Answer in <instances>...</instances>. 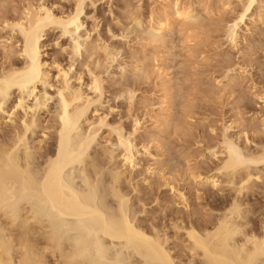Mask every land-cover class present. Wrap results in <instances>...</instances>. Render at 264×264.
Segmentation results:
<instances>
[{
	"label": "bare ground",
	"instance_id": "bare-ground-1",
	"mask_svg": "<svg viewBox=\"0 0 264 264\" xmlns=\"http://www.w3.org/2000/svg\"><path fill=\"white\" fill-rule=\"evenodd\" d=\"M64 1L66 3L67 1L70 2L68 4H70L71 6L65 9L66 5H64V9H63V6L59 5L61 4V2L59 4H56L58 2L56 1V3L54 4L59 5L60 8L56 10L52 8V4L49 1L48 2L50 3V5L46 3L47 2L46 0L43 1L27 0L26 3L24 0L23 2L24 4H22V8H20L21 11L19 13H13V16L7 15L5 13L7 17L9 16V19L3 15L4 12H2V15L0 16V18L3 16L2 17L4 23L3 28L8 27L12 32V34H10V36L7 37V39H5V41H7L6 43L2 42L3 45L0 43L2 48L0 50H2L3 53V56L1 54V57L4 59L3 60L1 58L3 60V63L1 62L2 64L0 65V109L3 108V105L5 104L6 99L9 95V92L15 90L17 91V93L19 92V97L16 94L17 96L16 98L18 99L16 100V102H14V104H12L11 106L12 108H10L12 111L10 114L14 116L16 114L17 108L18 109L20 108V110H22L23 112V115L21 113L20 118H18L19 116L17 117L18 114H16V118L19 119L20 121L17 122L14 120V122L16 123L14 124L13 122L11 123L12 124L11 129L2 131V133L0 132V264H127L126 259L123 255H121L120 253L116 254L112 252L113 247L116 244H120V243L126 249L129 247L130 249L132 248V251L135 254L140 255L141 258L143 257L145 262L147 261L146 264H188V263L195 264L194 263L195 260L199 262L198 264H264V202H260V204H258L257 203L258 201H253L257 203V208H256L253 206L255 205L253 202H252L253 205L250 204L251 198L249 202L247 200L248 195H246L248 190L249 193L253 194L254 191L251 192L250 187H252L251 183H253V185L256 183L253 182L256 180V178L257 180L260 177L264 179V177H262L264 175L263 173L264 166L259 165V164H264V116L259 121L261 122L260 127H257V125L259 124L257 122H256L257 125L253 123L255 127L251 126L252 123L249 121L250 116L247 115L249 119L248 121H246L243 118H238L239 120L237 118L230 119V122L229 121H228L229 123L227 122L228 124H226L225 121V123L221 125L220 132L217 131L215 135L213 133H212L213 135L210 133L209 138L210 139L213 138V141L208 142L209 143L208 145L207 143L202 142V145L204 146L205 144L204 148L206 149L205 151H207V153H205L206 155L204 158L206 159L207 157L211 160L214 159L213 160L214 165L213 167L211 165L210 168L208 167L209 164H206V168L208 169L206 171L204 167L203 169L202 168L200 169L198 167L195 169V171L191 170L190 167L193 165L190 164L191 159L188 161L185 159H188L189 157L188 158L183 157L185 156L184 155L185 150L183 151L184 154L183 152L182 154H180L182 155L181 157L184 158L182 160H184L186 163L188 161V163L191 165L189 168H187L188 165L183 164L184 165L183 170H185L184 172H186L184 174H186L187 179L189 180L191 179L192 182L193 180H195V182H197L196 186H199V184L200 185L208 184L216 188V186L223 184L226 186L228 185V187L230 186V188L234 192V195H232V197L231 194L230 195L228 194L229 197L231 198L229 199L225 198L226 200L223 198V201L219 204L216 202L218 205H214V203L211 201L212 199H210L209 201L207 200L208 202L207 201L205 202L204 206H206L207 204L212 205V207H214L217 210V213H215L216 211L215 212L213 211L215 214H213V212L210 213L208 212V210H205L206 209L205 208L204 210L206 212L203 213L202 211L200 212L202 213L203 219L201 220V222L195 223L197 222L196 220L195 222L194 220L192 221L193 214L190 215L182 212L183 215L185 214L186 216L187 214V216H190L187 219H185L186 217L185 216H184L185 218L182 217L181 213L179 214V216H176L179 211L177 212L175 211L177 213V214L175 213L176 217L175 216L174 218L167 217L168 219L171 218L168 220V222H169V228L172 230L169 231L172 232L174 231L173 235L171 233L170 234L167 233L169 228L167 227L168 229L166 231L165 224H163V226L165 227H162L161 225L158 226L159 225L158 222L157 223L154 222L153 217L151 219L153 221L150 222L146 221L148 225H146L147 223L145 225L141 224L142 221L141 223L137 222L136 221L137 219H135L136 216L135 214L137 210L134 207V203L132 205L130 202L132 197L128 196L129 191L124 190L123 187H121V182L123 175L125 173L124 171L126 170L125 167L129 165L131 168L133 167L135 168V166L137 165L136 157L141 153L140 151L141 148H137L136 145L137 143L136 144L133 143L131 137L128 136L129 135L133 136L135 133H137V130L139 129L140 127L139 125L141 123L138 125V121L136 120V118L134 120L132 119L133 120V122L131 123L133 124V127H131L132 130L129 127L130 131L128 128V130H126L125 133L126 135H125L122 133L124 128L121 126L122 124L118 125V123H116L117 125L114 126V124L108 123L109 121L107 119V115H108L107 113L104 112L97 113L98 109L97 107H95V104L98 106L97 103H100L101 97L103 96L102 95L103 89H105L103 84L104 78L100 77L98 73H95L93 69L89 67V63L87 62L82 63L83 61L81 62V64H83V66L86 67L87 75L89 76L86 83L83 81L84 79H82L81 76L82 74L79 68H78L79 72H77L78 75L74 76L73 80L71 79L72 77H70L71 75L69 76L70 73L69 71L72 69L71 63L75 59L73 57L75 56V54L78 53V49H79L78 40L73 38L72 41L69 42L68 46L66 47V52H64L67 54L68 57V59H65L68 60L66 67H65V62L63 65L61 64L63 63L61 60H60L61 63L57 60L59 59V57L56 56L57 57L56 58L55 55L54 57L51 56L52 60L49 61L43 55V51H44L43 37L44 34H46V30H48L49 28L61 27L62 34H64L66 32H72L73 30L74 31L77 30L82 24L79 23L78 19L80 17V14L83 12V9L85 8V0H63V2ZM165 1L167 0H164V3L163 4L161 3L160 7H158L159 5L158 6L156 5L157 8L151 11L149 10L150 13L147 14L148 20L146 21V24L148 23L150 28L154 31L153 35L151 34V36L149 37L150 41L153 42L152 44L154 46L155 43L157 44V42H159V44L161 43L162 45L163 44L166 45L167 44L166 41H170L167 40L168 39L167 36L173 34L177 22H178L177 33H180V35L183 31H188V30L190 31L192 27L194 29V27H196L195 21L193 22L190 20L189 22H185L184 20L187 21L189 17L194 16V14L192 15V12L194 11V5L197 4L200 5V2H202L200 0H192V1L190 0L188 4L184 5L183 3L181 5L180 4L181 2L179 0H172L171 2L169 1L165 2ZM239 1L240 3H242L241 8L239 12L236 13L237 17L236 18L234 17L235 20L233 18L234 20L232 24L233 28H231L230 32H228V36L230 37V41L234 47H237L239 44H241L242 43L241 40H243L241 39L240 40L241 43L239 42V37L241 36L239 35V32H237V30L235 29V26H237L238 21H241L243 19V17L246 15L247 11L250 9L251 5L254 2V0H243V1L239 0ZM93 3H95V0H90V5L94 6ZM54 4L53 6H55ZM126 4H128L127 1ZM125 8L122 9L121 7L122 10H124ZM132 10L134 11V9ZM195 10H197V8ZM133 11H131V13H133ZM128 12L130 11L128 10ZM194 13L197 12L194 11ZM251 13L253 14V12ZM132 15H134V13ZM262 15H264V13L263 14L259 13L257 15L254 14L253 18L262 19ZM129 16L131 15H128L127 19ZM10 17L12 19L11 21H10ZM125 17L126 16H124V19ZM137 17L138 16L136 15L132 21H134V19H138ZM90 18H92L93 22H95L96 20L95 15L94 16L91 15ZM2 20H0L1 23ZM252 21H254V19ZM127 23H129V20ZM92 26L95 27L97 26V24L93 23ZM191 31L193 33V30ZM188 36L189 33H187V36L185 37ZM169 37L171 41H173L172 40L173 37L172 36ZM14 42H16L15 44L16 45L18 44V46L13 51V46H16L14 45ZM245 43L247 44V42ZM55 44L57 43L55 42ZM99 45H101L99 49H102L105 56L104 58L108 59L110 62L115 61L117 57L116 56L117 53L121 52L120 51L121 49H116L115 48L116 45H112L111 43H103ZM89 46L90 48H95V44L94 45L92 44V47L91 45ZM253 46L255 47V45ZM243 48L244 46H242V49ZM95 50L93 51L96 52ZM238 50L243 52V50L240 49V46ZM253 50L255 49L254 48L252 49V54H253ZM261 50L263 51V49ZM199 51L200 50L192 53H199ZM245 52L246 51H244V54ZM192 53H190V56ZM153 54H154V50H153ZM169 54H171L172 56L173 53H169ZM241 54L244 57V54L243 53ZM14 55L21 58L20 61H18V59L17 60L14 59L15 57ZM150 55L153 56V58L155 56L152 55L151 53ZM250 55L251 54L247 56L250 57ZM157 56L158 55H156L155 57ZM173 56L175 58L177 57L175 54H173ZM248 57H247V61L249 66L253 67L254 64L252 62L255 59L252 57L253 59L249 58L248 60ZM245 58H246V54H245ZM187 59L189 62V56ZM170 60L173 61L171 58ZM245 60L246 59H244V63ZM185 61L186 60H184V64ZM247 61L245 65L247 64ZM137 63L138 60L136 61L134 67L133 64H131V62L128 66H132V68H136L137 70V68L140 67V63H138L139 66L137 65ZM145 66H143V68H145ZM182 68H184V66ZM188 68L189 70H187V72H189L191 68L190 62L189 65L187 64V68L185 67L184 69L186 70ZM123 69L125 70V68ZM235 69L233 68L232 70L233 71L232 73H234L235 75L232 74L233 76H229L231 77L230 78L231 80L234 79V76L236 77L237 72L240 73L238 69H236L237 72L235 71ZM52 70H54L53 73H51ZM146 70L147 72L150 71L149 68ZM239 70H242V68L240 67ZM121 71L123 70H120V72ZM125 71L127 72V70ZM249 71L251 72L250 68ZM257 71L259 72L258 77H260V71L259 70ZM262 72L264 76V71ZM121 74L123 75V73ZM143 75H145V73H143ZM256 75H258V73ZM123 77L121 79H124ZM188 77L190 80L189 73H188ZM188 77H186L187 80ZM171 79L173 80V82ZM171 79H170L171 84H169L170 82L168 79H166L163 83L161 82L164 89V92L163 91L162 92L164 94L160 98H162V104L164 103V105L162 108H160L162 109L161 112L159 111V113L156 114V118H154L155 125L156 122L159 121L157 122L156 125L157 130L153 129V131H150V129L148 128L149 129L148 134L145 132L146 129L145 131H143L144 133L147 134V136L144 135L145 136L144 139H146L145 140L146 142H143V144L139 142L140 144H142V146L140 147H143L142 153L148 155L152 154L151 151L152 149L149 150L150 147H152L151 146L152 144L156 149H158L159 152L161 150L160 155L163 156L164 154L163 158H166L165 156L168 157V155L165 154L166 153L168 154V152H170V150H173L174 147L176 148V146L172 148L169 142L168 143L164 142L165 141L164 138L168 137L169 135L171 136V133L173 134L174 132V134L177 133L178 135L177 137L175 136V138H173L172 140L176 141L178 138H181V141L184 140L185 142L186 139L185 137L189 135L188 136L189 139V137L191 136L189 134L190 127H188V125L192 124V122L187 124L188 123L187 119L191 117V120L193 121L192 119V115L194 114L193 109H195L196 111L198 107L197 105V107L195 108V102L197 101L193 100L194 97L198 95L201 91L203 93V94L200 93L202 94V97L205 96L206 98L209 96V92L211 93L212 91L210 96L211 99L209 97L208 98L209 100L214 101L215 100L214 96L216 95L217 97V95L220 94V93L216 94V91H218L221 87H218V90L214 91L215 89L213 90L212 88L214 87V84H209L206 81L205 85H203V82H201L202 85L204 86L203 88L201 87L202 85H199V82L197 81L198 84L197 82L196 84L195 83L194 84L196 86L198 85L197 87L200 88L199 93L198 91H196L195 88H193V90L198 94L194 95V91H192L193 93L192 97L193 96L194 97L192 99L193 101H191V99L189 98L191 96V92L190 93L188 92L191 91L189 84L188 86L189 89H187L188 93L186 92L188 94L186 97L189 96L187 98L188 101L185 102L183 101L181 103V100L183 99L181 98V96L184 95V92L180 94V90L182 89L181 88L182 86L180 85L181 84L180 81L182 82L183 80L184 82V77H182V80L179 79L180 81L178 82L180 84L177 85L176 88L174 84L177 83V80L176 83H174V78ZM237 82H239V80L236 81L235 83ZM206 83L209 84L207 85V87H206ZM231 83L233 86L234 82ZM178 86L180 88H178ZM263 86L260 87L259 92L256 90L258 92V95L256 92H252L251 94L255 93V97L257 95V97L262 99V101L264 102V90H262V93H260L261 88L264 89ZM128 87L129 86H126V90ZM184 88L186 87H184V83H183V90ZM232 88H234V86ZM48 89H51L50 94L51 95L53 94L55 97V108H54L55 110H53L54 112L50 111L52 112V115L48 112L51 115V118L49 120V123L48 122H47L48 124L46 123V128L51 133L54 134V135L52 134V137L55 138L54 148H50V146L49 147L47 146L46 148H42L41 142L44 141V139L48 138L49 136V135L46 136L45 132H42L43 138H39L37 145H30L28 144L27 141V134L29 132H33V129L36 126H39V124H37L38 123L37 113L39 116L40 110L43 109H46V111L50 110V109L48 110V108H50V106L48 107V99L50 97L47 95V93H49ZM119 89L122 91L123 94L125 93V90L123 92L121 88ZM129 89L128 91H126V93L127 92L128 93L127 95L125 93V96H128L129 94L130 97L128 98L131 99L133 91H129ZM255 89L256 88H254V90ZM170 90L171 91L174 90V92L171 93ZM227 90L229 91V89H226V92L225 91L224 92L229 93L230 91L231 92L233 91V89L232 90L230 89L229 92ZM122 93L120 94L122 95ZM177 94H179V99L176 98L178 97ZM26 95L35 98L34 100L35 102L33 103V106L29 105L28 102L25 100ZM241 96L242 95L239 94L238 97ZM202 97H200V101ZM227 97H229L228 102H230V104H233L232 101L234 102V106H236L237 104L239 105V107L241 106V104L245 105L244 102L241 103L239 101L240 99L242 101V98L236 99V101H234V96H233V100H231L232 98H230L231 97L230 95L229 96L227 95ZM245 97L246 94L245 96L243 95V101H245ZM197 98L195 100H197ZM246 98L247 101L250 100L248 96ZM176 99L179 100V101L177 100V104L173 103L174 100L176 102ZM202 100L204 99L202 98ZM178 102L180 103L179 105ZM225 103L226 105L228 104L227 101ZM198 104L199 106H201L200 102ZM202 105H204V103ZM208 105L209 104L207 103L206 106ZM92 106H94L92 111L96 113V116L94 115L93 117L94 119L92 117L89 118V116H87V111ZM161 106L162 105H160V107ZM234 106L233 108L235 109ZM174 107H176V109L178 107L179 108L175 110ZM239 107L236 106V109ZM243 107L241 109H243ZM171 108L174 109V112L173 110L170 111ZM241 109H239V112H241L240 114H243L245 111L242 110L244 111L242 113V111H240ZM20 110L18 111L20 112ZM28 110L29 111L32 110L31 115H29ZM178 110L180 111L178 112ZM34 113H36V116L34 115ZM166 113H168L169 116H166ZM234 114L236 115L239 113L237 111V113ZM11 115L9 118L10 121H12ZM42 115L43 113H41L39 118L42 117ZM162 115L165 116L163 117ZM245 115L246 114H244V116ZM193 117L195 116L193 115ZM236 117H238V115H236ZM252 117L254 118L253 115ZM253 118H251V121H253L252 120ZM44 119L46 120V117ZM257 119L258 118H255V120ZM241 120L243 121L245 120L246 122H250V123L247 124L246 122L243 121L242 123H240ZM221 121L224 122V120L222 119ZM83 123L85 124L84 127H83ZM243 123L244 126L245 125H247L248 127L251 126L250 128V130L252 131L251 140H250L251 137L248 138L246 136L247 131H248V135L249 133H251L249 132V129L247 131L244 130L246 129L247 126H245V128L242 129ZM0 124H2L1 121ZM103 126L110 127L109 131L107 130V134H108L107 136H110V134L113 132L116 133L115 136L116 138H114L115 140L114 144L119 147V151L118 153H116L118 155L117 157L119 158V159L117 158L119 160L118 161L119 165L117 164L118 167L116 165V167L114 166V168L113 166L111 168L110 167L105 168L106 171L102 167V164L100 166L98 162L100 163L103 162V160H100L101 157H102L101 159L106 157L104 161L109 159L114 160V158H116L115 153L113 151H109L108 150L109 147L107 148L106 143H104V145L102 144L103 147L102 145H100L99 148L100 151L99 159L96 158L95 161L91 156L92 162H88L91 159L87 160L89 166H84L81 183L76 184L73 178L71 177V172L68 170V167L75 162H77L78 164L83 163V161L85 162L84 159L86 158L85 157L86 151H88L87 149H89L90 144L95 140L97 132ZM233 126L237 127V130L235 129L236 132L234 134H232L234 130L233 132L231 130L232 133L229 131V129ZM43 127L44 126H42L41 128ZM157 127H160V129ZM209 129L212 132L214 128L213 129L209 128ZM161 131H162V136L164 133L163 131H165L167 136L165 135L166 137H162V136L160 137L159 133ZM191 131L192 130H190V132ZM193 134L195 135V132ZM259 134H261L263 138L260 137ZM170 136L168 138H170ZM243 136L245 139L239 140L240 138L243 139ZM249 136H251V134ZM257 136L260 137L259 141H258L259 137ZM140 137L143 138V136ZM192 137L195 138L194 136ZM200 137H201V133H200ZM254 138L257 139L258 141L257 143L254 142ZM207 139L208 136L206 137V140ZM105 140L106 142L111 141L108 138H106ZM166 140L168 141L169 139ZM139 141H141V139ZM178 141L180 140L178 139ZM251 141L254 142L253 143L254 145L256 144L255 146L253 145L254 148L250 147L249 143ZM197 142L198 139H196V143ZM148 143H150V145ZM168 144L169 147L172 149H170L167 146ZM257 144H259V146ZM165 146L168 147L169 150L168 148H165ZM179 146H178L179 149L178 152H181L182 151L181 148L183 147L180 148ZM185 146L186 148H188L186 144ZM203 146L201 149H199L198 146L197 147L198 149L196 148V150H199V153L202 152V150L204 149ZM187 150L189 151V149ZM194 150L193 152L196 155L197 151L195 152ZM96 151L94 150V152ZM159 152L157 153V156L159 155ZM170 153H171L170 155L172 156V151ZM180 155L178 157H172V158L175 159L178 158V160H176L177 162H183L179 160ZM187 155L188 154L186 153V156ZM189 155L191 156V154ZM199 155H201V153ZM86 156H88V154ZM172 158H170V163H172L171 162ZM157 160L158 159H155L156 162ZM156 164H159V162ZM176 164L175 166L178 167V165ZM179 165H181V163ZM252 165L254 166L257 165V167L258 165L262 166L263 168L260 169L263 170V172L257 167H254ZM102 168L104 170V173L101 170ZM154 170L155 167L152 166L146 167V171L150 175L151 173L154 172ZM197 170L198 171L200 170L199 173L197 172ZM201 170H203L204 172L201 173ZM164 177L166 176L164 175ZM253 177H256L255 180H252ZM106 179L108 180L106 185L107 188H105L104 186L106 183ZM168 179L169 178L167 176V180ZM104 180L105 183L103 184ZM261 182L262 184H264L263 183L264 181H262V179L260 180V183ZM169 184L170 182H166V186L168 185L170 190H172L173 192L176 191V193H178V195L182 199V203H186L187 202L185 200L186 197L183 195V193L180 192L178 189L176 190L177 185L174 187V185L169 186ZM222 186L219 187L222 188ZM219 187L217 188L219 189ZM248 187L249 189H247V192L244 195L246 196L247 199L244 200L242 199L244 198L242 194L245 192L244 190H246V188ZM259 188L258 187L254 188L253 186V189L260 190ZM257 190H255L256 193ZM104 194L106 195L108 194L112 198V202H114L113 208L106 206ZM261 194H264V191ZM259 198L261 197L259 196ZM137 200L140 206L144 205L145 203V202L143 203L144 199L141 200L140 198H138ZM162 200H164V198ZM171 200L173 201V199ZM185 206L186 204L184 205V207ZM173 207L171 205V208ZM195 207H193V209ZM199 208L197 207V209L194 210V216L197 219L202 218V217H198ZM165 209L166 207L163 210ZM190 210H191V206L189 211ZM192 210L190 211V213L193 212ZM210 210L211 208L209 209V211ZM16 230L18 231L19 234L17 232L14 233ZM174 236L176 240H172ZM170 240L173 241V243L175 242L174 244L172 243L173 244L172 247L169 246ZM175 246H179L181 248L182 251L180 252L182 257H183V253L186 254L187 257L185 258V260L182 259L181 261L179 259L180 252L177 249L178 247L176 248ZM174 247L177 249L179 255L175 252L176 250L175 251L173 250Z\"/></svg>",
	"mask_w": 264,
	"mask_h": 264
},
{
	"label": "rangeland",
	"instance_id": "rangeland-1",
	"mask_svg": "<svg viewBox=\"0 0 264 264\" xmlns=\"http://www.w3.org/2000/svg\"><path fill=\"white\" fill-rule=\"evenodd\" d=\"M26 1L27 0H25V3H26ZM39 1H43V0H39ZM46 1H47L46 3H48L49 5L51 3L52 8L56 9V10L60 9L59 5H62L63 9H64V5H66L65 9H67V8H69V6H71L70 4H68L70 2L67 1V3H66L65 1L63 2V0H55V1L53 0V2H52V0H46ZM56 1H58V2L56 3ZM126 1L128 2V4H126ZM168 1L171 2L172 0H167L165 2H168ZM179 1L181 2V3L179 2L181 5L183 3H184V5H186L189 3L190 0H179ZM200 1H202V2H200V5L199 4L194 5V11L197 13H194V11H193L192 15L194 14V16L189 17V19L187 21L184 20L185 22H189L190 20L193 22L194 21L196 22V27H194V29H193V27L191 28V30H193V33L191 30L190 31L189 30L183 31L181 33V35H180V33H177V30H178V28H177L178 22H177L175 25V31H173V34L172 35L170 34L167 36L168 37L167 40H170V41H166V42L169 45H167V44L162 45L161 43L159 44V42H157V44L155 43V46H154L152 44L153 42H151L150 38H149L151 36V34L153 35L154 31L150 28L148 23L146 24V21L148 20L147 14L150 13L149 10L151 11V10L156 9L157 8L156 5L157 6L159 5L158 7H160L161 3L162 4L164 3V0H95V3H93L94 6L90 5V0H85V8L83 9V12L80 14V17L78 19L79 23H82V24L80 25V27L77 30H75V31L73 30L72 32H66V33L62 34V30H61L62 28L61 27L49 28L48 30H46V34H44V37H43V43H44L43 55H44V57H46V59L50 61V60H52L51 56L54 57V55H55V57L56 56L59 57V59H57L59 62H60V60L63 62V63L60 62L61 64L64 65V62H65V67L68 63V60H65V59H68L67 54L64 53V52H66V47L68 46L69 42L72 41L73 38L78 40L79 49H78V53L75 54L76 57L75 56L73 57L75 59L71 63L72 69L69 71L70 72L69 76L71 75L70 77H72L71 79L73 80L74 79L73 77L78 75L77 72H79V69H80V72L82 74L81 75L82 79H84L83 81L85 83L87 82L89 76L87 75L86 67L83 66V64H81V62L83 61L82 63H84V62L89 63V67L92 68L95 73H98V75L100 77L104 78L103 84H104L105 89H103V94H102L103 96L101 97L100 103H97L98 106L95 104V107H97V109H98L97 113L104 112V113L108 114L107 115V119L109 121L108 123L114 124V126L117 125L116 123H118V125L122 124L121 126L124 127L123 131H122L123 134L126 133V130H128L129 127L130 128L133 127V124H131V123L133 122V120L135 118L138 121V125L141 123L139 125L140 126L139 129L137 130V133H135L133 136H130V135L128 136V137H131V140L133 143H135V144L137 143L136 144L137 148H141L140 149L141 155L139 154L136 157L137 165L135 166V168L134 167L131 168L129 165H127L125 167L126 170L124 168L125 173H124L123 178H122L121 187H123L124 190L129 191L128 196L132 197L131 198L132 201L130 200V202L132 205L134 203V207L137 210V211L135 210L136 211L135 219H137L136 220L137 222L141 223V221H142L141 224L145 225L148 221L150 222V221L154 220V222H156V223L158 222V224H159V225L157 224L158 226H160V225L162 227L166 226V231L169 228L168 220L171 218H174L175 213L177 211H179V212H178V214L176 213L177 214L176 216H179V214L181 213V216L184 217L185 214L183 215L182 212L190 214V215L193 214L192 221L194 220V222H195V220H196L197 222H195V223H199L203 219L202 213L206 212L205 210H208V212H210V213H212L213 211L214 212L216 211L215 213H217V210L214 207H212V205L207 204L208 206L207 205L204 206L205 202L207 200L209 201L210 199H212L211 201L214 203V205H218L219 203H221L223 201V198L229 199L232 197V195H234V192L232 191L230 186L228 187V185L227 186L223 185V184H222L223 186L219 185V186H222V188H220L219 186H216V188H215V187H212L208 184H206V185H203V184L200 185L199 184V186H196L197 182H195V180H193V182H192L191 179L190 180L187 179L186 174H184L186 172H184L185 170H183V168H184L183 164L188 165L187 168H189L193 164L190 167L191 170H193V171H195V169L198 167L200 169L201 168L203 169V167H204L205 171L208 170L206 168V164H209L208 167H210V168H211V165H212V167L214 165V162H213L214 159L211 160L207 157H206V159L204 158L206 155L205 153H207V151H205L206 149L204 148V146H205L204 143H207V145H208L209 144L208 142L213 141V138L212 139L209 138L210 133L211 134L213 133L215 135V133L217 131L220 132L221 125L224 124L225 121H226V124H228L230 122V119H234V118H237V119L243 118L246 121H248L250 119L249 121L252 123L251 126H254L253 123L255 125H257V123H259L257 125V127H260L261 122H259V121L264 116V104H263L264 102L262 101V99L257 97L258 92L260 91L259 90L260 87L264 85V76H263V72H262V71H264V57H263L264 56L263 55L264 54V15H262V19L261 18H259V19L253 18L254 14L257 15L259 13H262V14L264 13V0H254L253 4L251 5L250 9L247 11L246 15L243 17V19L241 21H238L237 26H235V29L237 30V32H239V35L241 36V37H239V42L241 43V41H242V43L239 44L237 47L239 49V46H240V49L243 50V52H241L240 50L237 49V47H234L232 45V43L230 41V37L228 36V32H230L231 28H233L232 24H233L235 18L237 17L236 13L239 12L242 3H240L239 0H200ZM241 1H243V0H241ZM23 2H24V0H0V16L2 15V12H4L3 15L6 17H7V15L13 16V13H19L21 11L20 8H22V4H24ZM60 2H61V4H59ZM129 2L131 5L129 4ZM54 3L59 4V5H56ZM53 4L55 6H53ZM67 4H68V7H67ZM128 5L131 9L128 7ZM125 6H126V8H125ZM121 7H122V9L125 8L127 10H125V9L122 10ZM196 8L198 11L195 10ZM132 9H134V11ZM135 9H136V12H135ZM128 10L130 12H128ZM131 11H133L134 15H132L133 13H131ZM251 12H253V14ZM122 14H123V16H122ZM135 14L138 16L137 17L138 19H134V21H132L133 18H135V16H136ZM251 14H252V17H251ZM86 15L87 16L89 15V16L87 17ZM91 15H93V16L95 15V17H96L95 22H93L92 18H90ZM128 15H131V16H129L127 19ZM124 16H126L125 19H124ZM2 17L0 18V20L3 19ZM7 18L9 19V16ZM233 18H234V20H233ZM253 19H254V21H252ZM255 19H256V21H255ZM11 20L12 19L10 17V21ZM128 20H129V23H127ZM236 20H238V19H236ZM92 22L96 23L98 27L97 26H95L96 28L93 27ZM3 24L4 23L2 20V23L0 22V28L2 27L0 29V43L2 45H3L2 42L6 43L7 41H5V39H7V37H9L10 34H12L11 30L8 27L3 28ZM178 26H179V24H178ZM92 28H94V29H92ZM187 33H189V36H190V37L188 36L189 38L185 37V36H187ZM169 36L173 37V39H172L173 41H171ZM241 39H243V40H241ZM55 42L58 45L59 44L60 45L58 46L57 44H55ZM245 42H247V44ZM15 43L16 42H14V45H16ZM103 43H111L112 45H116V47H115L116 49H121L120 50L121 52H118L116 55L117 60L115 59V61L110 62L108 59L104 58L105 56H104L102 49H99L101 46L99 44H103ZM92 44L93 45L95 44L96 50H95V48H90L89 45H91V47H92ZM248 45H250V46H248ZM253 45H255V47ZM17 46H18V44L16 46H13V51H14V49H16ZM156 46H157V48H156ZM242 46H244L243 49H242ZM88 47H89V49H88ZM251 47H253L255 49V50H253V54H252L253 48H251ZM0 49H2L1 45H0ZM261 49H263V51ZM93 50H95L96 52H94ZM153 50H154V54H153ZM198 50H200L199 53H192V52H196ZM244 51H246L245 52L246 58H245ZM150 53L152 55H155V56L158 55V56L157 57L154 56V58H153V56H151ZM169 53H173L177 57L175 58L173 56V54L171 56V54H169ZM188 53H189V55H188ZM190 53H192L191 56H190ZM241 53L244 54V57ZM247 53L251 54L250 57H248L249 54H247ZM1 54L3 56L2 50H0V65L3 63V60H4L1 57ZM14 56H15L14 59H16V60L18 59V61H20L21 58L17 57L16 55H14ZM188 56H189V62L191 65L189 72H187V70H189V68L186 70L184 69L185 67L187 68V64L189 65V62L187 59ZM65 57H67V58H65ZM190 57H191V59H190ZM247 57H248V60H249V58L251 59L252 57L255 59L253 62L251 61L254 64L253 67L249 66L248 61H247ZM170 58L173 61H171ZM243 58L246 59L245 63L247 61L246 65L244 63ZM137 60H138V63H140V67L137 68V70H136V68H132V66H128L131 62V64H133V67H134ZM184 60H186L185 64H184ZM190 60L192 61L193 64L191 63ZM96 61H98V62H96ZM142 61H143V63H142ZM138 63H137V65L139 66ZM119 65L121 66V68ZM182 65L184 66V68H182L183 67ZM143 66H145V68H143ZM255 66H257V67H255ZM122 67L125 68V70H127V72ZM130 67L132 70L130 69ZM240 67L242 68V70H239ZM148 68L151 72L150 71L147 72L146 69H148ZM229 68H230V70H229ZM233 68L238 69V71H240V73L237 72V70L235 69V71L237 73H236V77L234 76V79H232L233 80L232 81L230 79L231 77H229V76L235 75L234 73H232ZM249 68H250L251 72L249 71ZM254 68H256V69H254ZM75 69H76V71H75ZM81 69H82V71H81ZM128 69H129V71L130 70L131 71L129 72ZM182 69H183V71H182ZM120 70H123V71L120 72ZM143 70H145V71H143ZM184 70H185V73H184ZM257 70L260 71V77H258L259 72ZM53 72H54V70L51 71V73H53ZM121 73H123V75ZM143 73H145V75H143ZM188 73L190 74V80L188 77ZM257 73H258V75H256ZM121 76L122 77L124 76L123 77L124 79H121L122 78ZM143 76H146V77H143ZM182 77H184V82L182 80ZM186 77H188V80L186 79ZM171 78H174V83H176V80H177L176 84L173 83L175 88L177 87V85H179L181 83L180 85L182 86L181 87L182 91L180 90V94H182V92H184V95H182L183 97L181 96V98H183L181 100V103L183 101L184 102L188 101L187 98L189 96L186 97L188 95L187 94L188 92L189 93L191 92V96L189 97L191 99V101H193V100L197 101V102H195V108L198 105L197 110L195 111V109H193L194 114L192 113L195 116V117H193V115H192L193 121L191 120V117L190 118L187 117L188 118L187 124L192 122V124L188 125V127H190L189 128V134L191 136L189 137V139H188L189 135H187L185 137L186 139L184 138L185 142H186L185 143L184 140L181 141V138H178L181 142L178 141L177 138H176L177 139L176 141L172 140L173 138H175V136L177 137V135H178L177 133H175V134H174V132H173V134L171 133V136L169 135L170 138H168L169 136L166 137L167 134L165 133V131H163L164 132L163 136H162V131H161L160 132L161 134L159 133V136L160 137L161 136L166 137V138H164L165 139L164 142H167V143L169 142V144H170V146H172V148L174 146H176V148L174 147L173 150H170V152L172 151V156L170 155L171 153L168 152V154L167 153L165 154V155H168V157L165 156L166 158H163L164 154H163V156L160 155L161 150L159 152L158 149H156L152 144H151V146L153 148L150 147V149H149V150L152 149L151 150L152 154L148 155V154L142 153L143 147H140V146H142L143 142H146L145 141L146 139H144V138H145V136H147L148 130L150 129V131H153V129L154 130L156 129L157 122H159V121H157L156 125H155V119L154 118H156V114H158L159 111L161 112L162 109H160V108H162L164 105V103L162 104V98H160L164 94L163 93L164 89H163L162 83L166 79H168L170 82L172 80ZM179 79L182 80V82L184 83V87H186V88H184V90H183V83ZM194 79H195V81H194ZM238 80H239V82L235 83ZM178 81H180V83ZM197 81L199 82V85H202L201 82H203V85H205L206 81L209 84H214V87L216 86L215 88L212 87L213 90L215 89L214 91L218 90V87H221L223 89L225 87V89H224L225 92H226V89H229V91H230V89L231 90L233 89V91L232 92L230 91L231 92L230 93L227 90L229 93H225L223 91V89L220 88L218 91H216V94H219V93L220 94L217 95V97L214 94L215 96L214 95L213 96H214L215 100L211 101V100H209V98L211 96L212 91H211V93L209 92V96L207 95L209 98L208 97L205 98V96L202 97L203 93L200 91V93H202V94H200L199 93L200 88L197 87L198 85L197 86L195 85ZM172 82H173V80H172ZM198 82H197V84H198ZM231 82H234V85H233L234 88H232L233 86H232ZM169 84H171V82ZM189 84H190V86H189ZM209 84L206 83V87ZM235 84H237V85H235ZM203 85L201 87L204 88ZM126 86H129L127 88V90H126ZM188 86L190 87L191 91L187 90V89H189ZM130 87H132V88H130ZM235 87H236V89H235ZM119 88H121L123 90V92L125 90V93L130 88L131 90L129 89V91H133L132 92L133 93L132 98L131 99L128 98V97H130L129 94H128V96H125V93L123 94ZM178 88H180V87L178 86ZM193 88H195L199 94L197 92H195L193 90ZM238 88H239V90H238ZM254 88H256V89L254 90ZM248 89H250V90H248ZM48 90H49V93H47V95L50 96L48 99V107L50 106V108H48V110L49 109L50 110L49 111H46V109L40 110L39 116L41 115V113H43L42 117H40V118H39L38 113H37V120H38L37 124H39V126H36L33 129V132H29L27 134V141H28V144H30V145H37L38 144L39 138H43L42 132H45L46 134L45 133L44 134L46 136L49 135L48 138L44 139V141L41 142L42 148H46L47 146L48 147L50 146V148L55 147L54 146L55 145V138L52 137L53 133H51L46 128V123L47 122L49 123L52 112H54L53 110H55L54 109L55 108V97L53 94L52 95L50 94L51 89H48ZM119 90H120V92H119ZM247 90H248V92H247ZM262 90H264V89L261 88L260 93H262ZM13 91L9 92V95L6 99L5 104L3 105V108L0 109V121L2 123V124H0V129H1L0 132L1 133H2V131H6V130L11 129V126H12L11 123L12 122H13V124L16 123V122H14V120L17 122L20 121L19 119L16 118V114H18L17 115V117L19 116L18 118H20L21 113L23 115V112H22V110H20V108L19 109L17 108L16 114L14 116L10 114L12 111L10 109V108H12L11 107L12 104H14V102H16V100L18 99L16 97L17 96L19 97V92L17 93V91H15V90H13ZM177 91H178V89H177ZM192 91H194V95L198 94L195 97L193 96L194 99L192 97V94H193ZM219 91H221V92H219ZM170 92L173 93L174 90H172V91L170 90ZM223 92H224V94H223ZM243 92H245V93H243ZM252 92L257 93L256 97H255V93H253L254 95L251 94ZM120 93H122V95ZM127 93H126V95H127ZM175 93H176V91H175ZM178 93H179V91H178ZM185 93H186V95H185ZM16 94H17V96H16ZM239 94H241L242 96L238 97ZM245 94H246V97L248 96V98L250 100L247 101V98L245 97V101H243V95L245 96ZM177 95H178V97H176V98L179 99V94H177ZM223 95H224V97H223ZM227 95L231 96L230 97V98H232L231 100H233V96H234V101H236V99L242 98V101H241V99L239 101L241 103L244 102L245 105H242L241 103L237 102V103L241 104V106L239 107V105L237 104L236 106L239 108L236 109V106H234L233 101H232L233 104H230V102H228L229 97H227ZM197 96H198L199 100H198ZM250 96H252V97H250ZM200 97H202L204 100H202V98H201V101H200ZM31 98H32L31 96L26 95L25 100L28 102L29 105L33 106V103L35 102L34 101L35 98H32V100H31ZM196 98H197V100H195ZM172 99H171V102H172ZM178 99H176V102L174 100L173 103L177 104ZM255 99H257V100H255ZM226 101L229 105L228 104L226 105V103H225ZM169 102H170V100H169ZM199 102H200L201 106H199V104H198ZM206 102L209 104L208 106H206L207 105ZM203 103L206 107L204 105H202ZM179 104L180 103L178 102V105ZM160 105H162V106L160 107ZM230 105L232 106V109H231ZM233 106L235 107V109L233 108ZM93 107L94 106L90 107L87 111V116H89V118H91V117L93 118L94 115L96 116V113L94 111H92ZM176 107H174L175 110H177L179 108L178 107L176 109ZM242 107H243V109H241ZM174 109L171 108L170 111L173 110V112H174ZM233 109L236 111H234ZM239 109H241L240 111L244 110L245 112L242 111V113L243 112L244 113L240 114L241 112H239ZM18 110H20V112ZM50 111H52V112H50ZM179 111L180 110H178V112ZM237 111L239 113V114H236V115H238V117H236V115L234 114V113H237ZM31 113H32V110L29 111V115H31ZM251 113L254 116V118L252 117ZM48 114H49V116H48ZM171 114H172V112H171ZM244 114H246V115L244 116ZM10 115L12 117L11 118L12 121L9 120ZM34 115L36 116V113H34ZM233 115H234V117H233ZM239 115H240V117H239ZM247 115L250 116L249 119H248ZM261 115H262V117H261ZM162 116L164 117L165 115H162ZM166 116H169L168 113H166ZM45 117H46V120L44 119ZM170 117H171V115H170ZM251 118H253L252 119L253 121H251ZM255 118H258L259 120L258 119L255 120ZM221 119L224 120V122H222ZM40 120H42V121H40ZM245 120L244 121L241 120L240 123H242V121L246 122ZM250 122H246V123L249 124ZM9 126H10V128H9ZM42 126H44V127L41 128ZM84 126H85V124L83 123V127ZM153 126H155V127H153ZM160 126H162V125H160ZM193 126H195V127H193ZM245 126H247V125H245ZM245 126L243 123L242 129H244ZM251 126L250 127L247 126L248 128L246 127V129H244L245 131H247L249 129V132H251V133H249V135L251 134V136L248 135V131L246 132V136L248 138L251 137L250 140L252 139V131L250 130ZM240 127H241V124H240ZM130 128H129V131H130ZM157 128L160 129V127H157ZM209 128H212V129L214 128V129L211 132ZM109 129H110V127L103 126L97 132L95 140L90 144L89 149H87L88 151H86V155L88 154V156L85 155V157H86L84 159L85 162L83 161V163H79V164L77 162H75L68 167V170L71 172V177L73 178V180L76 184L81 183V178H82V174H83L82 172H83L84 166H89V164L87 163V160H90L91 156L94 160L96 158L99 159V154H100L99 148H100V145H102V144L104 145V143H106L107 148L109 147L108 148L109 151H113L115 153L116 158H114V160L109 159L110 161L109 160L104 161V159H106V157L101 159L102 157L100 155V157H101L100 160H103V162H101V163L98 162V159H97V162L100 164V166L102 164V167L104 168L105 171H106L105 168H109V167L111 168L112 166L114 168V166L116 167L117 164L119 165V162H118L119 158L117 157L118 155L116 154L119 151V147L114 144L115 143L114 138H116L115 137L116 133L113 132L110 134V136H107L108 135L107 130L109 131ZM145 129H146V131H145ZM235 129L237 130V127L233 126L229 129V131L231 132V130H232V132H233V130H234L233 133L231 132L232 134H234L236 132ZM131 130H132V128H131ZM190 130H192V131L190 132ZM143 131H145L147 134L144 133ZM47 132H50V133H47ZM194 132H195V135L193 134ZM208 132H209V134H208ZM140 133H142V134H140ZM200 133H201V137H200ZM202 133H203V135H202ZM127 135H128V132H127ZM259 135H260V137H262L261 134H259ZM140 136H143V138H141ZM192 136H194L195 138H193ZM203 136H206V137L208 136V139L206 140V137H203ZM257 137H259V136H257ZM260 137H259L258 141L260 140ZM104 138L105 139L108 138L111 141L106 142V140ZM140 139H141V141H139ZM142 139H144V140H142ZM166 139H169V140L167 141ZM182 139H183V137H182ZM196 139H198L197 143H196ZM244 139L245 138L243 136V139L240 138L239 140H244ZM191 140H192V143H191ZM202 140H205V141H202ZM258 141L256 138H254L255 143H257ZM110 142H112L113 145ZM139 142L142 144H140ZM202 142H204L203 143L204 146L202 145ZM251 142L249 143L250 147L254 148V146L256 144L254 145L253 144L254 142L253 141H251ZM184 143L187 145L188 148H186ZM194 143H196V144H194ZM148 144L150 145V143H148ZM169 144L167 145L168 147H169ZM103 145H102V147H103ZM177 145L178 146L180 145L179 146L180 148L183 147V148H181V150H182L181 152H178L179 149H178ZM201 145L203 146L204 151L202 150V152H200L201 155H199L200 154L199 150H196V148L199 146V149H201L202 148ZM257 145L259 146V144H257ZM168 147L165 146V148H168ZM96 148H97V151H96ZM165 148H163V149H165ZM169 148H168V150H169ZM172 148H170V149H172ZM194 148H195V150H194ZM187 149H189V151ZM94 150L96 152H94ZM168 150H165V151H168ZM193 150L195 152L197 151L196 155L194 154ZM98 151H99V153H98ZM183 151L185 152V154ZM158 152H159L158 156H160V157L157 156ZM182 152L185 155L183 157H186V158L189 157L188 159H185V160L189 161L191 159L190 160L191 165L188 163V161L186 163L184 160H182V159H184L181 157L182 155H180V154H182ZM186 153L188 154L187 156H186ZM95 154H97L98 157ZM189 154H191V156ZM197 154H198V156H197ZM179 155H180L179 160L183 161V162H177L176 160H178V158H176V159L172 158V157H178ZM194 155H195V157L196 156L197 157L195 158ZM88 157H90V158H88ZM159 158H160V160H159ZM170 158L173 159V160L171 159L172 163H170ZM155 159H158L157 162L155 161ZM193 159H194V162H193ZM195 161H196V164H195ZM203 161H205V162H203ZM88 162H92V159ZM158 162H159V164H156ZM211 162H212V164H211ZM173 163H175V164L177 163L176 165H178L179 170H178V167L175 166V164H173ZM180 163H181V165H179ZM118 165H117V167H118ZM147 165L155 167V170L153 173H151V175L148 174L146 171V167H148ZM259 165L264 166V164H259ZM259 165H258V167H257V165H255V166L252 165V166L257 167L258 169L263 168L262 166H259ZM103 168L101 170L104 173ZM119 168H120V166H119ZM260 170H258V171H260ZM171 171H172V173H171ZM199 171L197 170L198 173H199ZM261 171L263 172V170H261ZM202 172H204V171L201 170V173ZM148 175H149V177H148ZM164 175L166 177H164ZM173 175H174V177H173ZM167 176L169 178L168 180H167ZM262 177H264V175ZM255 178L256 177H253L252 180H255ZM260 178H258V180L256 178V180L253 181V182H256L254 185H253V183H251L252 180L250 181L252 187H250V185H249V187H250L251 192L254 191L253 194L249 193V190L247 192V189H249V187L246 188V190H244L245 192L242 194V196L244 197L242 199H244V200H246L248 198L247 200L249 201L251 198V200H250L251 205H253L252 204L253 201H258L257 202L258 204H260V202H264V194H261L264 191L263 190L264 184H262V182L260 183V180L262 179V181H264V179L263 178L260 179ZM107 179H106V183H105V180L103 182V184L105 183V185H104L105 188H107L106 187L107 181H108ZM166 182H170L169 186L174 185V187H175L177 185L176 190L178 189L180 192L183 193V195L186 197L185 200L187 202L182 203V199L178 195V193H176V191L173 192L172 190H170L168 185L166 186ZM257 182H259L260 184ZM257 184H258V186H257ZM136 185H138L139 187ZM146 185L147 186L152 185V186L147 187ZM253 186H254V188H257V187L259 188V186H260V188H259L260 190L253 189ZM217 187H219V189ZM262 187H263V189H262ZM135 188H137L138 190ZM150 190H152V191H150ZM255 190H257V193ZM147 191H148V193H147ZM151 192H152V194H151ZM245 193H246V195H248L247 198H246V196H244ZM228 194L229 195L231 194V197H229ZM136 195H137V197L140 196L138 198H140L141 200L144 199L143 203L144 202L145 203L143 206H140L138 204L139 202L137 200L138 198L136 197ZM176 195H177V197H176ZM104 196H105L106 206L113 208L114 202H112V198L108 194L107 195L104 194ZM197 196H198V198H197ZM259 196L261 198H259ZM154 197H156L157 199ZM163 198H164V200H162ZM171 199H173V201ZM200 199H203V200H200ZM197 201H198V204H197ZM253 203L255 204L253 206L257 208V203L256 202H253ZM185 204H186V206L184 207ZM135 205H137V206H135ZM171 205H172V207L173 206L174 207L171 208ZM182 206H183V209H182ZM190 206H191V210L193 209V207L196 206L192 210L193 212H191V213H190L191 210L189 211ZM199 206L201 209L199 208ZM209 206H210L212 211L211 210L209 211V209H210ZM163 207L164 208L166 207V209H165L166 211L163 210L164 209ZM197 207L200 209V211L198 209L199 215H198V213H197V215H198V217H202V218H199L200 220L194 216V210H196ZM110 208H109V210H110ZM179 208H180V210H179ZM144 209H145V211H144ZM201 211H202V213H200ZM214 212H213V214H215ZM187 214L185 216L186 218L184 217L185 219L190 217V216H187ZM163 215L165 216V219H164ZM152 217H153V220H151ZM167 217H171V218L168 219ZM163 224H165V226H163ZM146 225H148V223ZM169 230H172V229L169 228L167 233L168 234L171 233L173 235L174 231L172 232ZM16 232L18 233L17 230L14 233H16ZM174 238H175V236L173 237L172 240H176V238L175 239ZM181 238H182V236H181ZM169 242H170L169 243L170 247H172L173 244L175 243V242L173 243V241H171V240ZM175 247L176 248L178 247L177 249L179 252L182 251L179 246H175ZM174 248H173V250L174 251L176 250L175 252L178 254L177 249L176 248L174 249ZM112 252L116 253V254L120 253L121 255H123L126 259L127 264H146V262H147V261L145 262L143 257L141 258L140 255L135 254L132 251V248L130 249V247H129L126 249L121 243L116 244L113 247ZM180 257H179V259L182 261V259L185 260V258L187 256H186V254L183 253V257H182L181 252H180ZM194 263L198 264L199 262H197V260H195Z\"/></svg>",
	"mask_w": 264,
	"mask_h": 264
}]
</instances>
